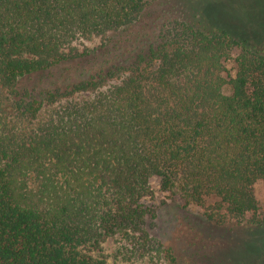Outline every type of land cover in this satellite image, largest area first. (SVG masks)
I'll use <instances>...</instances> for the list:
<instances>
[{
    "label": "trees",
    "instance_id": "obj_1",
    "mask_svg": "<svg viewBox=\"0 0 264 264\" xmlns=\"http://www.w3.org/2000/svg\"><path fill=\"white\" fill-rule=\"evenodd\" d=\"M153 179L264 264V0H0V264H176Z\"/></svg>",
    "mask_w": 264,
    "mask_h": 264
},
{
    "label": "rangeland",
    "instance_id": "obj_2",
    "mask_svg": "<svg viewBox=\"0 0 264 264\" xmlns=\"http://www.w3.org/2000/svg\"><path fill=\"white\" fill-rule=\"evenodd\" d=\"M77 44L86 46L89 42L80 41ZM225 70L233 75L232 63H226ZM224 91L228 93L226 89ZM149 187L151 196L145 199V204L155 208L153 234L165 246L171 248L176 264H211L212 262L214 264H236L224 256H212L210 263L206 258H209L207 251L208 249H214L215 245L230 249L239 248L243 245L242 240H247L249 236L242 238L232 231L209 232L200 226L197 211L193 208L181 210L169 194L159 189L156 179L151 180ZM254 194L258 205V213L264 216V188L260 182L254 185ZM253 237H249V239L251 240ZM252 240L256 239L253 238ZM117 245V240L114 239L103 246L102 255L107 262L111 263L113 261ZM247 247L253 255L264 257V234L261 241L249 244ZM158 260L159 264H165L161 255Z\"/></svg>",
    "mask_w": 264,
    "mask_h": 264
}]
</instances>
